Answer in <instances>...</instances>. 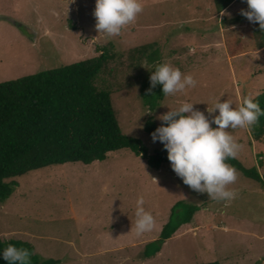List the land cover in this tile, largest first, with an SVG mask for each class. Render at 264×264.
<instances>
[{
  "label": "rangeland",
  "instance_id": "rangeland-1",
  "mask_svg": "<svg viewBox=\"0 0 264 264\" xmlns=\"http://www.w3.org/2000/svg\"><path fill=\"white\" fill-rule=\"evenodd\" d=\"M141 3L134 23L108 36L96 30V0H0V83L97 57L106 47L114 58L101 77L113 92L121 130L140 139L149 154L164 145L153 142L146 124L163 126L158 117L182 102L211 120L219 114L207 111L215 102L230 100L238 108L247 94L255 98L263 92L264 52L247 54L257 48L252 39L257 30L241 29L245 40L238 44V30L229 24L240 12L223 15L214 0ZM150 43L157 44L163 64L197 81L194 88L165 96L154 110L141 94L155 65L132 58ZM227 131L242 145L235 158L263 177L264 139L255 141L250 127ZM236 173L228 185L235 198L217 201L185 185L171 162L152 169L129 149L90 165L41 168L18 177L13 195L0 203V234L3 240L30 243L41 261L60 264H264V179ZM141 196L155 227L138 236L135 211ZM180 201L199 211L157 255L145 258L147 244L160 240Z\"/></svg>",
  "mask_w": 264,
  "mask_h": 264
},
{
  "label": "trees",
  "instance_id": "trees-1",
  "mask_svg": "<svg viewBox=\"0 0 264 264\" xmlns=\"http://www.w3.org/2000/svg\"><path fill=\"white\" fill-rule=\"evenodd\" d=\"M214 1L218 11L222 12L235 0ZM155 47H158L156 43L141 46L132 58H147L155 66L163 64ZM100 52L94 58L0 83V203L13 195L18 187V177L53 165L78 162L90 165L104 161L110 153L122 149L143 157L152 169L158 170L170 162L165 148L149 154L140 139L122 132L112 102L113 92L101 77L108 73L109 62L114 56L106 47L100 48ZM150 87L149 77L142 85L141 95L154 110L165 95L162 85L158 84L148 94ZM255 101L264 110V90ZM146 131L152 134L156 127L149 122ZM250 131L255 141L264 139V116L259 117ZM225 163L247 178L258 182L264 179L256 169L245 168L236 158H228ZM198 211L199 206L195 204L178 202L163 227L160 240L147 244L145 258L157 255L164 242L181 226L191 223ZM9 244L30 250L31 264L61 263L53 259L41 261L33 254L34 247L30 243L3 240L0 234V264H8L2 253Z\"/></svg>",
  "mask_w": 264,
  "mask_h": 264
},
{
  "label": "clouds",
  "instance_id": "clouds-1",
  "mask_svg": "<svg viewBox=\"0 0 264 264\" xmlns=\"http://www.w3.org/2000/svg\"><path fill=\"white\" fill-rule=\"evenodd\" d=\"M248 9L240 14L252 23H258L264 31V0H246ZM143 11L141 0H96L94 17L96 30L108 36L121 34L122 29L134 23ZM223 14V13H222ZM151 87L148 94L158 84L162 85L163 95H175L188 87H196L197 81L191 74H183L179 68L157 63L150 76ZM210 115L218 111L210 120L205 114L194 109L190 102H182L175 110L159 116L167 126L153 132V142L164 145L173 171L183 183L194 191L207 193L211 200L227 201L236 193L228 185L237 180L235 168L225 163L235 158L242 148L227 129L251 127L264 116L253 94L243 97L238 108L232 101H217L207 109ZM216 125L215 128L212 125ZM144 198L139 197L135 211L136 234L142 235L155 227L153 215L144 208ZM8 264H31L32 252L27 248H17L9 244L2 253Z\"/></svg>",
  "mask_w": 264,
  "mask_h": 264
},
{
  "label": "crops",
  "instance_id": "crops-1",
  "mask_svg": "<svg viewBox=\"0 0 264 264\" xmlns=\"http://www.w3.org/2000/svg\"><path fill=\"white\" fill-rule=\"evenodd\" d=\"M232 4V5H231ZM227 8H225L223 10V15L225 13H230V12H234V10L236 12H241L242 9L247 10L248 9V5L246 3V0H235L231 3ZM231 26L233 27L234 30H238V34L239 36H236L234 38V40L236 41V43H241V39L245 40V31H241V29H245V28H252L250 29L252 31V33H255V30H257V32L255 33L253 39V42L256 44L257 48H254L253 51L248 52L247 54H254V56H256L257 54L263 53L264 52V34L261 36L262 33H264V31H262L259 27L258 23H252L250 22L246 17L242 16L240 13L238 15H236L233 19L230 20ZM262 37H263V42H262ZM256 38V40H254ZM237 52L238 49H236ZM246 55V54H244ZM241 58V55H239Z\"/></svg>",
  "mask_w": 264,
  "mask_h": 264
}]
</instances>
